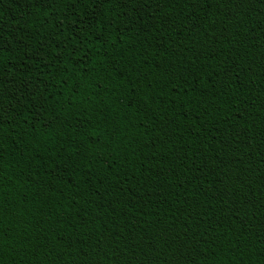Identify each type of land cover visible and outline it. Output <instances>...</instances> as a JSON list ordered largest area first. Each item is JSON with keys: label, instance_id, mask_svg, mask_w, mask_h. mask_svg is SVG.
I'll list each match as a JSON object with an SVG mask.
<instances>
[{"label": "trees", "instance_id": "1", "mask_svg": "<svg viewBox=\"0 0 264 264\" xmlns=\"http://www.w3.org/2000/svg\"><path fill=\"white\" fill-rule=\"evenodd\" d=\"M0 264H264V0H0Z\"/></svg>", "mask_w": 264, "mask_h": 264}]
</instances>
